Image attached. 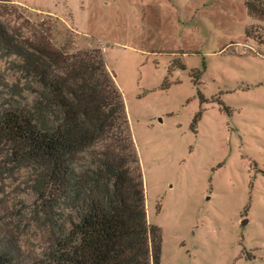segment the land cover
<instances>
[{
  "label": "rangeland",
  "instance_id": "rangeland-1",
  "mask_svg": "<svg viewBox=\"0 0 264 264\" xmlns=\"http://www.w3.org/2000/svg\"><path fill=\"white\" fill-rule=\"evenodd\" d=\"M9 1L0 21L18 48L41 57L33 45L44 38L70 58L102 54L124 100L161 264H264V19L248 15L246 0ZM23 67L0 47V112L56 121ZM36 180L27 162L1 168L0 232L18 239L25 264L41 262L47 242ZM54 213L66 226L69 213Z\"/></svg>",
  "mask_w": 264,
  "mask_h": 264
},
{
  "label": "trees",
  "instance_id": "trees-1",
  "mask_svg": "<svg viewBox=\"0 0 264 264\" xmlns=\"http://www.w3.org/2000/svg\"><path fill=\"white\" fill-rule=\"evenodd\" d=\"M245 5L253 20L264 19V0ZM10 30L0 21V47L22 58L23 72L39 81L60 113L50 121L23 108L0 112V173L25 162L37 169L47 242L43 260L30 264H161L160 230L147 222L124 100L102 54L70 58L41 38L33 45L41 57H35L33 49L15 45ZM54 31L50 25L44 33L50 38ZM84 154L92 158L86 167L79 165ZM59 209L69 213L66 226L53 220ZM0 264H25L18 239L5 232Z\"/></svg>",
  "mask_w": 264,
  "mask_h": 264
}]
</instances>
